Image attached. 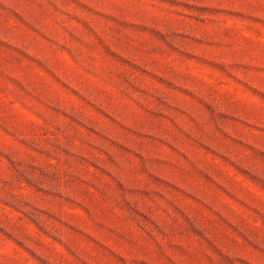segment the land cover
Masks as SVG:
<instances>
[{"label": "rangeland", "instance_id": "rangeland-1", "mask_svg": "<svg viewBox=\"0 0 264 264\" xmlns=\"http://www.w3.org/2000/svg\"><path fill=\"white\" fill-rule=\"evenodd\" d=\"M0 264H264V0H0Z\"/></svg>", "mask_w": 264, "mask_h": 264}]
</instances>
